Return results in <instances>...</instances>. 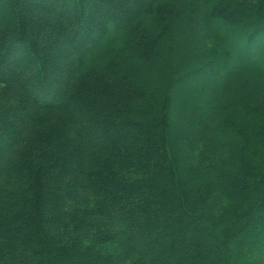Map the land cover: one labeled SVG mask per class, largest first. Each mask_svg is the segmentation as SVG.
Instances as JSON below:
<instances>
[{
  "label": "trees",
  "instance_id": "obj_1",
  "mask_svg": "<svg viewBox=\"0 0 264 264\" xmlns=\"http://www.w3.org/2000/svg\"><path fill=\"white\" fill-rule=\"evenodd\" d=\"M0 264H264V0H0Z\"/></svg>",
  "mask_w": 264,
  "mask_h": 264
}]
</instances>
